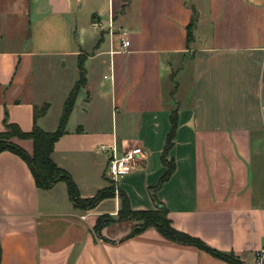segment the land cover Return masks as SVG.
Instances as JSON below:
<instances>
[{
    "label": "crops",
    "instance_id": "obj_1",
    "mask_svg": "<svg viewBox=\"0 0 264 264\" xmlns=\"http://www.w3.org/2000/svg\"><path fill=\"white\" fill-rule=\"evenodd\" d=\"M131 3L0 0V132L5 119L30 131L34 106L45 102L37 123L55 130L61 112L45 125L51 98L59 97L62 111L78 79L67 81L60 70L65 59L76 60L79 76L82 62L86 83L50 154L79 195L110 185L112 147L120 155L139 145L144 157L121 179L131 208L161 204L175 229L250 264L264 247V0H135L134 15ZM85 7L89 19L77 23ZM184 61L191 79L185 103L174 98L178 82L165 83ZM173 110L178 122L167 158L174 170L160 181ZM10 141L32 153L31 140ZM106 199L110 207L102 208ZM106 199L76 208L65 182L39 188L23 159L0 152V264H231L153 227L127 238L133 220L96 231L99 216L115 218L121 208L118 191Z\"/></svg>",
    "mask_w": 264,
    "mask_h": 264
},
{
    "label": "trees",
    "instance_id": "obj_2",
    "mask_svg": "<svg viewBox=\"0 0 264 264\" xmlns=\"http://www.w3.org/2000/svg\"><path fill=\"white\" fill-rule=\"evenodd\" d=\"M121 10H123V8ZM192 13L194 17L195 10L193 8ZM191 27L192 26L189 25V30L187 31V42L189 43L192 41L193 37ZM85 83V71L82 62H79L78 79L63 103L57 127L53 131H45L37 123V119L44 115L49 108V103L47 102L41 104L40 106H34V124L30 131H22L16 124L8 123L5 119V130L0 132V152L10 151L23 159L30 169L35 185L39 188L46 189L59 181L65 182L68 197L76 208L84 210L92 209L102 200L114 197L115 193L118 191V195L121 200V208L117 212L115 218H112L110 215L99 216L94 227L96 231H100L103 225L111 221L133 220L136 224L126 236L127 238L132 237L149 227H153L163 237L169 240L196 246L197 248L210 253L214 257L225 260L231 264H239L237 257L233 253L218 251L206 245L199 238L190 236L175 229L168 217L167 208L161 204L154 209H132L126 194L118 190L117 187H114L113 185L97 191V193L92 197L82 198L79 195L77 186L69 173L63 168L57 166L51 159L50 154L53 151L55 142L66 131V124L72 111L76 95ZM177 122V112L176 110H173L169 115L170 127L161 153V161L165 170L160 181L167 179L174 170V161L172 159H168L167 157L169 156L170 150L173 146ZM13 137L31 140L33 146L32 153L29 154L23 148L11 142L10 139Z\"/></svg>",
    "mask_w": 264,
    "mask_h": 264
},
{
    "label": "rangeland",
    "instance_id": "obj_3",
    "mask_svg": "<svg viewBox=\"0 0 264 264\" xmlns=\"http://www.w3.org/2000/svg\"><path fill=\"white\" fill-rule=\"evenodd\" d=\"M194 1L197 5H203V0H192V2H194ZM129 8H130L129 14L134 15L135 14V0H132V3H131ZM86 9H88V8L85 7L83 9H80L77 11V13H76V17H78L77 23H82L84 20L89 19V12ZM76 31H77L76 27H75V25H73L72 34L74 35L75 33H77ZM201 31H202V29H201ZM72 41L75 42L74 44L76 45L77 38L72 37ZM65 60H67L66 66L61 68L60 71L64 74L67 81L68 80H70V82L75 81L78 78L77 62H76V60H69L68 58ZM62 63H63V60L60 61V66ZM169 78L170 77L168 75L167 80L165 81L167 86H170V85L173 86V84L175 82H178V84H179V88L176 92V96L174 97L175 99H177L178 101H180V100L184 101V99H186L187 97L189 98L191 96V79H190V71H189V62L188 61L183 62L182 67L178 70V73L173 80L171 78L170 79ZM84 93H85L84 89H81L80 93L78 94L79 95L78 100H80L81 97L84 96ZM51 101H52V107H51L49 114L46 117L45 125H49L52 121H55V119H57L59 113L61 112L59 97H52ZM185 102L186 101H184V103ZM107 119H109V118H107ZM105 177L107 178V179L105 178V180L110 184L109 186L113 185L115 187L117 185L118 188L120 187L121 191H124L122 186H121V182H122L121 179L123 177H121L117 180V184H115V181L111 180V177L109 175L106 174ZM138 185H140V184H138ZM138 185L136 188H138ZM134 186H135V184H134ZM124 192L127 195V191L125 190ZM131 197H134L133 193L131 194ZM110 198H112V197H110ZM110 204H111V199H106L105 203H103L101 207L102 208H108V207H110Z\"/></svg>",
    "mask_w": 264,
    "mask_h": 264
},
{
    "label": "built area",
    "instance_id": "obj_4",
    "mask_svg": "<svg viewBox=\"0 0 264 264\" xmlns=\"http://www.w3.org/2000/svg\"><path fill=\"white\" fill-rule=\"evenodd\" d=\"M121 46L126 48L129 46V41L121 37ZM101 149L106 150V146H101ZM145 152L139 145H134L126 148L120 155H117L115 148H111V153L107 160L105 173L111 177V180L116 181L125 174L132 172L139 159L143 158ZM250 264H264V247L255 251L253 260Z\"/></svg>",
    "mask_w": 264,
    "mask_h": 264
}]
</instances>
